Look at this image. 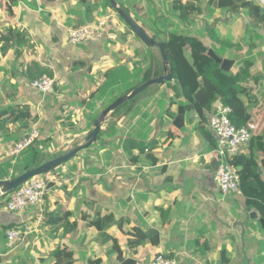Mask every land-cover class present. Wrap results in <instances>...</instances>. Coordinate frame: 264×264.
Wrapping results in <instances>:
<instances>
[{"label": "crops", "instance_id": "0c3cea01", "mask_svg": "<svg viewBox=\"0 0 264 264\" xmlns=\"http://www.w3.org/2000/svg\"><path fill=\"white\" fill-rule=\"evenodd\" d=\"M14 1L12 5L11 0H0V47L7 29L22 32L24 38L5 53L0 51V110L26 106L30 119L0 116V181L34 167L32 149L16 158L8 156L9 148L32 128L40 131L33 149L41 164L84 143L90 123L116 95L96 96L105 72L142 70L161 59L159 50L138 40L102 0H90L96 8L91 7L88 17L79 0ZM172 1L152 0L156 14L148 0H116L147 34H153L149 20L162 14L169 21L168 30L193 35L221 59L233 62L227 72L244 86L240 98L258 125L239 154L256 166L258 187L264 190V19L253 25L242 9L239 16L245 27L240 42L221 48L209 40L206 28L215 18L225 22L227 13L214 9L209 0H192L198 13L191 22H180L171 11ZM248 1L264 12V0ZM98 21L105 27L93 38L79 45L68 43L69 29ZM42 74L55 81L51 94L31 87V81ZM141 77L120 83L118 90L133 86ZM174 88L172 81L152 85L111 112L95 142L47 174L53 181L41 205L13 214L3 209L0 199V264L94 260L124 264L127 259L131 264H152L157 253L176 264H264V225L249 218L256 210L264 220V204L245 195L242 186L238 194L222 195L218 190L213 180L215 149L203 135L208 132L216 142L206 127L210 113L205 112L202 120L184 111L183 124L177 128L175 119L184 100ZM128 140L140 142L148 151L127 152ZM52 215L58 218L54 223L49 221ZM97 216L113 218L105 229L107 239L89 225ZM10 229L21 232L12 249L5 238ZM135 230L156 232L158 243L147 239L129 244L135 240ZM59 251L62 254L56 257Z\"/></svg>", "mask_w": 264, "mask_h": 264}, {"label": "trees", "instance_id": "16d2710c", "mask_svg": "<svg viewBox=\"0 0 264 264\" xmlns=\"http://www.w3.org/2000/svg\"><path fill=\"white\" fill-rule=\"evenodd\" d=\"M11 4L15 5V1L11 0ZM49 2H54L57 0H46ZM211 1L212 7L214 9H220L227 13L228 18L225 22L221 20L213 19L210 26L206 28L207 37L212 43L221 44V48L224 46L233 45V43L240 42V32L245 27V23L241 20L239 13L242 9L247 10V15L249 22L253 25H259L264 19V12L253 2L248 0H209ZM80 4L84 7L85 16L88 17L91 13V7L96 8V6H91L90 0H79ZM150 8H154L152 0H148ZM104 7L112 8L108 0H102ZM118 3V2H117ZM10 4V7H11ZM125 11L129 13L127 7L119 4ZM9 9L12 11V9ZM9 10V11H10ZM171 11L176 16V19L180 22L189 23L190 18L194 14L198 13V6L192 1L182 2L180 0H173L171 2ZM155 15L153 20H149L150 26L153 29V34H148L151 39L157 43L164 44V51L168 58V70L172 75V82L178 91V96L183 98V102L180 103L184 111L187 113H195L202 120L205 119L204 113H212L215 111V102L218 100L220 105L229 108L230 112L228 114V119L231 124L236 128L244 126L247 123H255L251 115L247 113L246 106L240 98V94L244 92V86L236 78L235 75L230 74V72L222 71L220 65L208 55V50L210 47L205 46L201 40L188 33H183L181 31H176V29L168 30L169 21L163 18L162 14ZM119 20L120 17L118 16ZM136 22L137 19L133 18ZM121 22H123L121 20ZM214 27L210 29L211 26ZM223 31V34L221 32ZM24 34L15 29H7L5 34L1 36L2 45L0 51L5 53L9 48H11L15 43L19 44L22 42ZM213 51V50H212ZM213 53L220 58L218 54L214 51ZM161 60V59H160ZM157 60L155 63L147 65L144 69H135L132 72L126 68H115L105 72V80L101 86L96 91V96L98 98L105 95H114L111 97V103L115 101L118 97L128 93L133 88L138 87L147 80L153 79L162 74L161 61ZM142 76L140 81H138L133 86H128L119 91L120 83H127L130 79L135 76ZM116 80L119 81L117 84ZM116 81V82H115ZM170 84V82H165ZM127 85V84H126ZM119 91V92H118ZM125 103V102H124ZM124 103L122 105H124ZM120 107V106H119ZM118 107V108H119ZM117 108V109H118ZM116 110V109H115ZM8 114L13 120H29L30 113L26 106H16L7 109L0 110V116ZM95 118L90 123V131L93 129V122ZM256 124V123H255ZM256 126H258L256 124ZM257 130V128H256ZM89 131V132H90ZM204 138L210 143V149L216 148V142L210 136L208 132L203 133ZM99 137V133L96 136V140ZM95 140V141H96ZM94 141V142H95ZM36 143V142H35ZM35 143L28 149L33 151V168L39 166L41 161L39 160V155L37 151L33 149ZM132 148L138 149L140 152L148 151L139 142L134 144V142L128 140L124 144V149L130 152ZM49 158L50 160L58 157ZM72 159V158H70ZM69 159V160H70ZM68 161V160H67ZM63 163L57 165L53 169L44 173V175L53 172L56 168L63 165ZM233 164L235 165L239 180L240 187L242 186V191L245 195L253 198H258L264 204V190H259L257 179L258 171L256 166L250 162L245 156L237 155L233 158ZM11 178L10 180H12ZM5 182V181H2ZM58 220L54 215L49 217L50 223H54ZM113 222L111 216L107 217H95L89 222V225L94 227L102 238H108L105 234V229ZM135 240H131L129 244L135 245L140 241L151 239L155 244L158 243V234L154 231H149L143 233L140 230H135ZM153 234V235H152ZM114 241V240H113ZM116 246V242L114 241ZM118 251V257L120 259L121 253ZM62 254V251L56 252L55 256L58 257ZM67 257H70L67 255ZM100 260H94L90 264H100Z\"/></svg>", "mask_w": 264, "mask_h": 264}, {"label": "built area", "instance_id": "2783aa9c", "mask_svg": "<svg viewBox=\"0 0 264 264\" xmlns=\"http://www.w3.org/2000/svg\"><path fill=\"white\" fill-rule=\"evenodd\" d=\"M105 27V22L71 28L68 30L67 41L71 45H79L87 42L98 31ZM55 81L46 74H42L31 81V87L40 94H51L54 90ZM227 107H215L207 120L206 127L216 140L214 150L217 169L214 173V183L222 195L238 194L240 192V180L237 169L233 164V158L241 152L242 148L252 139L256 132L255 123H247L236 128L230 123ZM40 138V131L32 128L28 133L17 140L8 150V156L16 158L23 151L30 148ZM53 181L49 176L41 174L29 178L24 184L16 188L8 197L0 193L3 209L9 213L20 214L28 207L42 204L49 190V184ZM21 232L10 229L5 232L7 248L12 249L20 240ZM152 264H176L174 259L157 253Z\"/></svg>", "mask_w": 264, "mask_h": 264}, {"label": "water", "instance_id": "95a60500", "mask_svg": "<svg viewBox=\"0 0 264 264\" xmlns=\"http://www.w3.org/2000/svg\"><path fill=\"white\" fill-rule=\"evenodd\" d=\"M108 1L110 5L112 6V8L115 10L116 14L120 17L123 23L131 30V32L136 36V38H138L145 46L149 48H157L159 50V53L162 59V69H163L162 74L153 79L147 80L146 82H144L143 84H141L140 86L136 88H133L128 93L118 97L107 108H105L103 112L100 114V116L96 120H94L93 129L85 137L83 144L75 146L68 152L52 160H49L43 164H40L39 166L22 173L21 175L15 177L12 180L5 181V182L0 181V193L8 194L14 191L16 188L24 184L29 178L36 176V175L44 174L48 172L49 170L53 169L54 167H56L57 165L63 162H66L70 158H73L81 150L87 149L96 140V136L98 135L100 131L101 123L105 120V118L111 112H113L115 109L121 106L124 102L135 97L139 93L145 91L150 86L162 85L165 82H170L172 80V75L170 71L168 70V58L164 51V44L153 41L151 37L143 30V28H141L137 24V22L131 17V15L117 4L116 0H108ZM207 53L220 65V69L222 71H229V69L231 68L233 64L231 60L219 58L210 49L208 50ZM215 103L219 105L218 100ZM183 115H184V108L180 106L178 108V116L175 119V126L177 128L181 127L183 124ZM216 169H217V163L214 166V170ZM50 186L51 184H49V187ZM249 218L253 220H259L262 226L264 225V220L260 219L259 214L256 212V210H251V212L249 213ZM131 263L133 262L129 259L124 261V264H131Z\"/></svg>", "mask_w": 264, "mask_h": 264}, {"label": "rangeland", "instance_id": "374dc122", "mask_svg": "<svg viewBox=\"0 0 264 264\" xmlns=\"http://www.w3.org/2000/svg\"><path fill=\"white\" fill-rule=\"evenodd\" d=\"M163 1H165V0H163ZM166 1H167V0H166ZM117 4H118V3H117ZM109 10H110V9H109ZM202 11H203V6H202ZM109 13H110L114 18H116L117 20H119L118 15H117L116 12H114L112 9L109 11ZM194 19L198 21V15L195 16ZM199 20H200V19H199ZM196 23H197V22H195V24H196ZM195 24H193L192 27H194ZM176 25H177V27H183V28L185 29V26H184L183 23H178V24H176ZM126 27H127V26H126ZM137 39H138V38H137ZM138 40H139V39H138ZM17 175H18V174H17ZM13 177H14V176H13ZM10 193H12V192H10ZM10 193L5 194V196L8 197ZM1 205L3 206L2 201H1Z\"/></svg>", "mask_w": 264, "mask_h": 264}]
</instances>
